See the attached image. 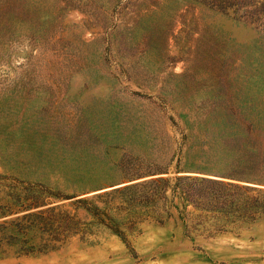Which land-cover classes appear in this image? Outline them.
<instances>
[{
	"label": "rangeland",
	"instance_id": "1",
	"mask_svg": "<svg viewBox=\"0 0 264 264\" xmlns=\"http://www.w3.org/2000/svg\"><path fill=\"white\" fill-rule=\"evenodd\" d=\"M263 137L264 0H0V264H264V191L173 189Z\"/></svg>",
	"mask_w": 264,
	"mask_h": 264
},
{
	"label": "trees",
	"instance_id": "2",
	"mask_svg": "<svg viewBox=\"0 0 264 264\" xmlns=\"http://www.w3.org/2000/svg\"><path fill=\"white\" fill-rule=\"evenodd\" d=\"M183 168L187 169L186 171L200 170V172L213 173L209 177L205 175L175 177L176 182L173 189H179L184 198L197 208L209 212H219L224 216L242 211L240 215H237L241 217L245 216L250 210L262 209V198L260 199L259 195L243 194L244 199L238 201L234 198V193H238L237 191H241V193L257 191L263 194L264 188L259 186L264 185V137L263 142L250 141V144H247L242 153L227 160L220 167L186 165ZM185 182L202 185L207 190L202 193L198 191L192 193L186 188ZM166 187V178L155 177L124 185L116 191L127 196L126 202L129 205L138 203L142 206H149L155 205L159 199L165 197Z\"/></svg>",
	"mask_w": 264,
	"mask_h": 264
}]
</instances>
